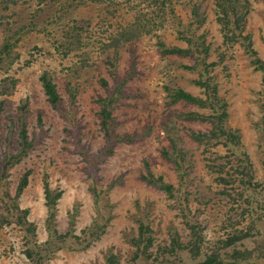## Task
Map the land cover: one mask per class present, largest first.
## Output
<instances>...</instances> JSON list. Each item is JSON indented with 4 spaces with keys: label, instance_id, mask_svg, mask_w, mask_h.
Here are the masks:
<instances>
[{
    "label": "rangeland",
    "instance_id": "obj_1",
    "mask_svg": "<svg viewBox=\"0 0 264 264\" xmlns=\"http://www.w3.org/2000/svg\"><path fill=\"white\" fill-rule=\"evenodd\" d=\"M150 2L0 0V47L7 38H19L10 59L0 63V158L17 152L23 122L33 142L7 171L6 193L14 198L29 172L17 203L35 227L32 241L45 244L38 251L40 264H198L205 255L236 248L250 254L239 264H264V85L252 64L254 58L264 61V0H239L238 12L228 9L227 16L214 0H174L172 17L168 5L155 14ZM138 21L152 33L114 46L120 32ZM200 36L209 46L205 64L214 63L208 75L227 105L225 128L237 141L233 135L194 141L192 133H208L211 125L180 115L210 111L169 104L164 90L179 88L204 98L195 84L204 67H195L191 56H162L156 45L160 40L184 49L183 37L200 43ZM132 70L113 104L115 133H148L114 145L99 159L105 146L97 115V100L106 96L101 80L112 89ZM43 73L62 99L58 111L46 100ZM148 172L171 185L172 195L142 180ZM45 182L61 191L49 223ZM3 192L0 188V215L6 216L14 202ZM8 220L12 223L0 229V264H33V256L23 252L24 229ZM142 224L152 239L146 249V243H134ZM172 240L181 248L171 251Z\"/></svg>",
    "mask_w": 264,
    "mask_h": 264
},
{
    "label": "trees",
    "instance_id": "obj_2",
    "mask_svg": "<svg viewBox=\"0 0 264 264\" xmlns=\"http://www.w3.org/2000/svg\"><path fill=\"white\" fill-rule=\"evenodd\" d=\"M152 6H154V13L157 14L158 7L160 6H166L169 11L170 16H174V9L172 7V2L174 0H150ZM219 7V10H221V13L223 16H227L228 9H231L235 13L238 12L239 6L237 5L239 3V0H214ZM238 2V3H237ZM157 4H159L157 6ZM227 5V7H226ZM243 10V14L247 13V9L245 6L241 7ZM160 11V10H159ZM197 12V6L193 4L192 6V15H195ZM201 21V20H200ZM143 27L140 24V21L132 24L129 26L128 29L123 30L119 34L120 40H115V45L117 46L119 42H129L135 39H138L143 34H150L151 31H145L143 30ZM241 34V33H240ZM187 46L186 48H178V47H169L166 46L162 41H158L156 45L158 46V50L160 51L162 56L167 55H179V56H191L194 57V66H203V70L200 74V79L195 81V84L203 89L204 98H200L197 96H194L182 89L176 88L172 89L170 87L165 86L164 90L167 94V97L169 98V104H176L178 102H185L188 104H192L195 106H198L200 108H205L210 111L209 115H201L197 114L195 112H189L181 114L180 117L184 120H199L202 122H208L211 125V130L208 133H192L191 137L194 141L202 144L205 141L208 140H219V139H226L225 137L229 135H233L234 139L237 141V136L233 133H231L230 130H227L225 128V122L227 118V109H226V103L223 98L218 94V88L216 83L214 82L215 79L208 75L207 67L214 66V63L211 64H205V59L207 57V52L209 49V46L205 44L203 36L199 37L200 43H196L194 39L191 37H183L182 38ZM233 40V38H230ZM245 40L248 38H244ZM19 38H16L12 41L11 37L4 40L3 45L0 47V63H2L5 60L10 59V54L13 51L14 46L18 42ZM246 51H248L252 57H254L256 54L255 52L250 48V44H247L245 46ZM202 56V57H201ZM10 63V62H8ZM11 64V63H10ZM252 64L254 65L255 69L258 71H261L263 74L262 77V83L264 85V61L260 59L254 58L252 60ZM192 67V66H191ZM191 67H184L186 69H193ZM134 72L133 70L128 72L124 78L114 86L112 89H108L107 82L101 80L102 87L106 89V96L100 97L97 100V103L99 104V112L98 117L100 119V129L102 131L103 137L105 139V146L100 151L98 158L102 159V157H105L104 155H110L113 151L114 145L118 143H134L135 141H138L142 138H144V134L147 135L148 132H143L139 134H132V135H124L119 136L115 133V123L114 118L112 117V109L114 102L119 99V94L121 92V87L124 85V83L127 81L128 78L133 76ZM39 81L41 82L42 88L44 90V94L46 96L47 102L50 104L51 108L58 111L62 99L59 96L54 83L52 82V79L47 73H43ZM218 108V109H217ZM22 115L27 114V110L25 109V105L21 106ZM217 110V111H216ZM216 111V112H215ZM262 120L264 124V102L262 105ZM40 121V120H39ZM18 150L16 153H10L9 151L6 152L2 158H0V188L4 190V195L6 198L12 200L14 203H12L7 212L6 216L0 215V229L3 228V225H9L12 223V221L8 220L10 217L15 225L19 226L20 229H24V243H22L26 257L31 258L30 262L32 261L33 264H40L41 257H38V251H42L41 247H44V245H37L32 241L34 235H35V227L32 223H30L27 220L28 216V210H22L19 208L17 200L23 193V190L27 186V178L29 172H26L23 174V176L20 178V181L18 183V186L15 190L14 198H10L9 194L6 193V190L4 188L5 180L8 177L7 171L17 164L21 162V160L26 157L27 153L33 148V142L31 140H28L26 129L24 128V122L20 125L19 135H18ZM171 142V141H170ZM173 145V143L171 142ZM173 153V148H172ZM163 157H169V154L165 151H162ZM88 163L90 159L87 160ZM146 165V164H145ZM245 169V168H244ZM141 179L144 180L147 184L155 187L156 189L163 191L167 193L168 195H172V186L163 183L161 178H154V176L148 172L146 176H141ZM116 181L112 183L114 185ZM112 186H108V190L111 189ZM92 192L94 193L95 200L97 201L99 199V190L97 187H93ZM107 191V189L105 190ZM104 191V192H105ZM103 191H101L102 193ZM61 196V191H54L50 190L48 187V184L45 182L43 187V198H44V204L46 206L47 212H48V223L51 221V219L55 215V206L57 200ZM264 222V219H263ZM262 222V223H263ZM139 237L137 240L134 241L136 247H139L142 243H146L144 245V249L148 248L151 244V237L149 236V233L145 235V231H148L147 225H140L139 226ZM50 232V230L48 231ZM240 233V232H239ZM242 234V233H241ZM52 235V234H51ZM260 235V233H259ZM33 236V237H32ZM249 236V234H243L240 237H232L229 240L230 244H234L235 242L241 241L245 237ZM264 236V235H263ZM62 237V236H61ZM177 246L178 248H181V246L178 245L176 240H172V246L169 248L171 251L174 250L173 246ZM235 246V245H234ZM233 246V247H234ZM225 247V245H224ZM232 247V248H233ZM231 248V247H230ZM229 248V249H230ZM168 248H165L164 250H167ZM35 254L33 255V253ZM232 252V253H231ZM228 253H231L228 255ZM138 256V253L135 254V257ZM250 254L249 252L243 251V250H230L228 252H221L219 253H212L209 255H205L204 259L198 264H239L241 262H247V258H249ZM113 257L111 256L108 261L112 260ZM230 259V260H228Z\"/></svg>",
    "mask_w": 264,
    "mask_h": 264
},
{
    "label": "crops",
    "instance_id": "obj_3",
    "mask_svg": "<svg viewBox=\"0 0 264 264\" xmlns=\"http://www.w3.org/2000/svg\"><path fill=\"white\" fill-rule=\"evenodd\" d=\"M44 201V200H43Z\"/></svg>",
    "mask_w": 264,
    "mask_h": 264
}]
</instances>
